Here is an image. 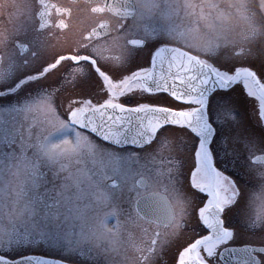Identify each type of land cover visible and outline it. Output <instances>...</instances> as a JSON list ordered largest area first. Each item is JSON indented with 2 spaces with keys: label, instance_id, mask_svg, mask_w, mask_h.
Instances as JSON below:
<instances>
[{
  "label": "snow or ice",
  "instance_id": "6c2138e0",
  "mask_svg": "<svg viewBox=\"0 0 264 264\" xmlns=\"http://www.w3.org/2000/svg\"><path fill=\"white\" fill-rule=\"evenodd\" d=\"M36 5L33 32L67 27V9ZM109 10L135 25L108 39L100 21L90 51L45 59L27 29L0 51V264H68L44 245L94 264H264V0Z\"/></svg>",
  "mask_w": 264,
  "mask_h": 264
},
{
  "label": "flooded vegetation",
  "instance_id": "af4514ba",
  "mask_svg": "<svg viewBox=\"0 0 264 264\" xmlns=\"http://www.w3.org/2000/svg\"><path fill=\"white\" fill-rule=\"evenodd\" d=\"M120 2L121 0H51V3L68 10L59 17L65 21L67 27L60 29L53 23L45 31L35 33L32 28L36 21L29 9L35 10L37 7L36 0H0V51L10 48L11 41L15 39L17 34L23 36L25 29H27L29 38H36L35 46L45 59L50 60L55 56L73 50L90 51L91 44H89L88 49L81 48V45L89 43L84 39V34L100 21H108L113 29L108 39L120 35L116 32L117 24L120 23L126 27L135 25L134 19L117 17L109 10V4L115 5V3ZM96 6L104 8V11H93ZM57 18L58 16L53 10V22ZM61 71L62 68L53 72L49 79H56ZM131 150L135 151L134 148ZM157 156L161 160V162L156 163L157 167L161 165L166 167V161L170 158L169 149L167 147L162 148ZM120 219H123V217H120ZM112 223H115V219L111 220L110 226ZM88 257L90 255L84 252L79 254L76 261L70 259H67V261L69 264H94L95 260L93 258L88 260Z\"/></svg>",
  "mask_w": 264,
  "mask_h": 264
},
{
  "label": "rangeland",
  "instance_id": "374dc122",
  "mask_svg": "<svg viewBox=\"0 0 264 264\" xmlns=\"http://www.w3.org/2000/svg\"><path fill=\"white\" fill-rule=\"evenodd\" d=\"M0 118H2V117H0ZM158 162H161V160L156 155V163H158ZM37 254L48 255V256H51V257H58V258H66V259H70V260H75L76 261L80 253H71V254H69V253L64 252L62 249L53 248V247H49L47 245H44V246H41V247H39L37 249ZM90 258H93L95 260L94 255H90V257H88V260Z\"/></svg>",
  "mask_w": 264,
  "mask_h": 264
},
{
  "label": "water",
  "instance_id": "95a60500",
  "mask_svg": "<svg viewBox=\"0 0 264 264\" xmlns=\"http://www.w3.org/2000/svg\"><path fill=\"white\" fill-rule=\"evenodd\" d=\"M58 259V258H57ZM69 264V263H68Z\"/></svg>",
  "mask_w": 264,
  "mask_h": 264
}]
</instances>
